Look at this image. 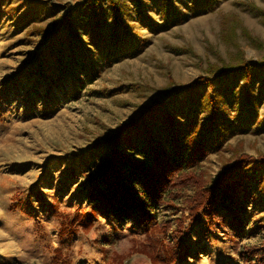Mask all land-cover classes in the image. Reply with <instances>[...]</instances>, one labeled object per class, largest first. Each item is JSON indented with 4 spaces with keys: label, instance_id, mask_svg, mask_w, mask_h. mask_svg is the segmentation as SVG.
<instances>
[{
    "label": "rangeland",
    "instance_id": "obj_1",
    "mask_svg": "<svg viewBox=\"0 0 264 264\" xmlns=\"http://www.w3.org/2000/svg\"><path fill=\"white\" fill-rule=\"evenodd\" d=\"M119 2L125 24L111 35L118 38L95 50L90 42L69 47L59 29L61 15L84 0H0V264H161L183 242L190 254L168 264H264V189L247 195L243 233L205 207L231 169L259 170L264 181L262 74L247 81L237 70L243 62L264 66V0ZM57 39L72 50L64 61L74 55L83 67L63 62L52 78L65 79L49 94L52 80L36 76L49 75L52 58L38 65ZM225 87L242 102L250 92L262 96L255 118L221 131L170 174L150 231L93 208L83 188L105 170L94 153L100 144L157 103L167 113Z\"/></svg>",
    "mask_w": 264,
    "mask_h": 264
},
{
    "label": "trees",
    "instance_id": "obj_2",
    "mask_svg": "<svg viewBox=\"0 0 264 264\" xmlns=\"http://www.w3.org/2000/svg\"><path fill=\"white\" fill-rule=\"evenodd\" d=\"M122 8L124 6L119 0H84L80 10L61 15L59 29H67L66 38L71 48L75 49L78 43L89 45L87 42H90L95 50L104 49L106 40L114 39L116 35L111 36L112 33L118 26L125 24ZM106 13L111 14V26L115 28L111 34H107L105 30ZM51 43L48 51L41 55L44 61L38 65L40 69H44L52 58L51 71L49 75L37 73L36 76L37 79L52 80L51 84H47L49 94L53 86L58 88L65 79V76L52 78L61 69L63 62L68 68L77 64L83 67V62L77 63L74 55L64 61V55L69 56L72 51L65 50L64 41L57 39ZM241 69L247 81L252 73L258 72L262 74L261 82L264 83V66L260 68L254 63L243 62L237 68ZM238 94L236 89L220 88L213 96L199 94L201 99L186 100L180 106L172 107L167 113L158 110L162 105L157 103L143 112L137 121L122 126L114 138L100 144L94 151L98 160L105 165V170L99 175L100 178L88 181L83 188V193L91 199L93 208L111 220H125L130 223L129 226L134 223L137 230L150 231L156 220L159 201L169 190L172 180L170 174L195 162L204 153L202 147L209 146L211 140L215 144L221 131L225 133L233 127H243L245 121L255 118L257 101L262 96L255 99L250 92L242 102L244 99L240 100ZM28 97V100H32L34 96ZM201 101L205 102L200 108ZM174 109L176 111L170 113ZM230 109L235 111L234 115H231ZM149 120L152 124H149ZM231 171L232 169L221 177L214 190V197L206 200L205 207L214 217L221 216L224 225L237 233H243L247 231L248 223L245 227L246 208L242 206L247 202V195L251 196L255 191L264 189V181L260 184L259 176L262 172L259 170L248 168L245 174ZM228 176H235L234 181L225 183ZM234 182H239L241 186L251 185V192L247 194L246 188L232 186ZM175 248L170 254L162 255L166 262L161 264L178 262L190 254L184 242L177 243ZM255 261L258 260L254 259Z\"/></svg>",
    "mask_w": 264,
    "mask_h": 264
}]
</instances>
